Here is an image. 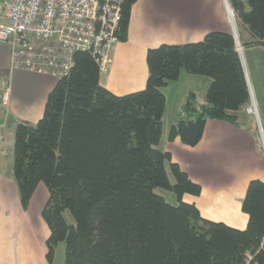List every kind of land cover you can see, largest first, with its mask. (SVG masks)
<instances>
[{"label": "trees", "instance_id": "1", "mask_svg": "<svg viewBox=\"0 0 264 264\" xmlns=\"http://www.w3.org/2000/svg\"><path fill=\"white\" fill-rule=\"evenodd\" d=\"M123 0L119 42H126L131 8ZM234 18L250 40L264 47V0H228ZM237 37V36H236ZM239 36L210 32L197 43L162 45L147 51L148 78L142 91L111 94L100 84V69L87 53L74 55V67L49 94L43 117L14 130L12 174L23 210L39 184L49 198L42 211L50 235L48 264L59 244L64 264H243L258 253L264 236V182L247 187L241 210L246 229L204 219L185 194L199 196L170 154L159 150L165 98L162 89L181 74L210 80L204 104L186 97L184 116L169 129L196 146L207 121L238 126V113L250 101L236 41ZM168 166L174 177L171 184ZM175 194L172 206L155 193ZM74 221L67 224L64 212Z\"/></svg>", "mask_w": 264, "mask_h": 264}, {"label": "crops", "instance_id": "2", "mask_svg": "<svg viewBox=\"0 0 264 264\" xmlns=\"http://www.w3.org/2000/svg\"><path fill=\"white\" fill-rule=\"evenodd\" d=\"M227 4L226 0H137L131 8L127 40L114 47L107 80L103 84L100 76V84L118 97L142 91L148 78V50L162 45L197 43L210 32L233 34ZM234 29L238 38L244 40L238 42V54L249 97L257 110L260 135L254 118L244 109L238 113V126L207 121L203 136L194 147L184 145L179 138L169 141L170 127L184 118L181 109L188 94H195L198 105H202L210 83L183 73L178 81L162 89L165 109L158 148L169 153L171 163L177 164L192 183L201 187L199 196L185 194L183 202L194 204L206 220L244 230L248 217L241 206L247 187L254 180L264 182V47L246 45L250 37L236 20ZM8 67L9 49L0 46V74L6 76ZM10 78V102L7 107H0V264H48L46 242L50 230L42 218L48 190L39 184L29 207L23 210L13 179L12 161L16 126L35 125L42 119L48 96L58 81L26 71H16ZM202 86L200 94L204 100L199 101ZM174 99L179 103L165 123Z\"/></svg>", "mask_w": 264, "mask_h": 264}, {"label": "built area", "instance_id": "3", "mask_svg": "<svg viewBox=\"0 0 264 264\" xmlns=\"http://www.w3.org/2000/svg\"><path fill=\"white\" fill-rule=\"evenodd\" d=\"M122 1L0 0V46L9 49L8 74H0V107L10 102V76L16 71L47 75L58 81L73 69L76 53H87L100 73L106 74L111 53L119 43ZM236 45L238 51V41ZM245 111L258 121L251 99ZM258 253L264 264V236ZM243 264L259 262L248 257Z\"/></svg>", "mask_w": 264, "mask_h": 264}, {"label": "rangeland", "instance_id": "4", "mask_svg": "<svg viewBox=\"0 0 264 264\" xmlns=\"http://www.w3.org/2000/svg\"><path fill=\"white\" fill-rule=\"evenodd\" d=\"M226 1L228 3V6L226 7L227 8V13H228V16H229L228 17V21H229V24L232 27V32L234 34V32H235L234 31L235 30L234 29V20H235L234 13L232 11V7H231L229 1L228 0H226ZM234 36H237L238 37L237 32H235ZM112 58H113V52L111 53V60H112ZM107 72H109V69H108ZM199 77H201V76H199ZM201 78H205V79L209 80L206 77H201ZM106 80H107V73L106 74H101V82L103 84H105ZM202 90H203V86H202V88L199 89V92H198V99H199V101H200V99L202 101L204 100V97L201 96V94H200ZM178 100H179V98H178ZM178 100L176 101V99H174L172 105L169 104V109L167 110L166 115H165V123H167L169 121V119H171V117H170L171 116L170 115L171 114V110L177 105L176 103H179ZM168 113H169V115H168ZM254 122H256V131L260 135L259 129H258V125H257V120L255 118H254ZM166 171H167V174H168V178H169L170 183L171 184H174V182H175L174 181V177L170 173V170H169L168 166H166ZM155 193L157 195L163 197L168 204H170L172 206H177L178 205V201H177V198H176V196H175L174 193H172L170 191L163 190V189H156L155 190ZM63 216H64V219L67 222V224H70L71 225V224L74 223V221H73V219H72V217H71V215H70V213L68 211H65ZM64 259H65V246H64V244H59L58 247H57V249H56V251H55L54 264H64Z\"/></svg>", "mask_w": 264, "mask_h": 264}, {"label": "bare ground", "instance_id": "5", "mask_svg": "<svg viewBox=\"0 0 264 264\" xmlns=\"http://www.w3.org/2000/svg\"><path fill=\"white\" fill-rule=\"evenodd\" d=\"M227 6H228V4H227ZM230 10V9H229Z\"/></svg>", "mask_w": 264, "mask_h": 264}]
</instances>
